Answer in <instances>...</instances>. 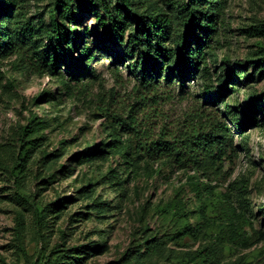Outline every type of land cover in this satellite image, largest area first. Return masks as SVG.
I'll use <instances>...</instances> for the list:
<instances>
[{"label": "rangeland", "instance_id": "rangeland-1", "mask_svg": "<svg viewBox=\"0 0 264 264\" xmlns=\"http://www.w3.org/2000/svg\"><path fill=\"white\" fill-rule=\"evenodd\" d=\"M0 1L4 26L24 39L0 57V264H264V0H216L215 32L185 84L166 69L189 0H136L138 11L121 0ZM157 8L173 20L158 44L175 56L160 52L140 72L137 23ZM53 17L79 43L90 33L79 77L50 64ZM224 77L231 88L220 91ZM212 124L224 127L219 170L202 148L196 160L155 143Z\"/></svg>", "mask_w": 264, "mask_h": 264}, {"label": "trees", "instance_id": "trees-1", "mask_svg": "<svg viewBox=\"0 0 264 264\" xmlns=\"http://www.w3.org/2000/svg\"><path fill=\"white\" fill-rule=\"evenodd\" d=\"M124 4L129 6V8L134 9L136 4V0H121ZM106 4V2H104ZM69 4V2H68ZM216 0H189V14L186 19V24L188 25L187 29L182 33L179 38V49L180 54L179 57H175V61L171 66H167L166 72L167 76L171 77L175 74L176 78H178L181 84H185L186 78L189 76H195L199 71L200 60L203 57V50L206 46H208L211 35L215 32V19L217 11L219 10V5ZM138 11L139 9H134ZM65 11V10H64ZM9 14V10L5 4H2L0 1V57L7 55L9 52L16 48H21L24 44L23 37L18 34L17 36H13L10 29L4 26L3 16ZM58 18L53 17V27L55 29V35L53 36L55 41V47L58 49L59 54L55 59H50V64H52V68L56 67V63L58 60L62 59L67 64L68 72L72 75L79 77L82 72L86 70L85 60L88 55L92 52V45L88 40L90 35H83L80 43L75 41L76 32L73 31L72 35L68 33V29L66 25H63ZM173 28V20L168 15L167 11L164 9H154L149 12L142 13L139 17L137 23L138 35L136 39L142 44L143 51L142 54L139 55L137 59V66L141 70L144 68L145 64L157 63L156 55L161 53H170L171 56H175L174 51L162 50L160 43L163 39H165L172 32ZM151 38L156 41L155 45H151ZM74 40V41H72ZM192 42H194L197 47L194 49L192 47ZM75 50L78 51L79 57L75 55ZM177 58V59H176ZM73 60L79 61V67L75 65ZM165 66H157L154 65L153 69L149 71L150 76H159ZM142 75H146L144 71H142ZM147 78V77H146ZM231 77H224L222 79V83L220 84V91L227 90L231 88L229 86ZM213 92H207L205 96L209 99L213 98ZM257 97L252 98V100L248 103V109L251 112H256L259 110V105L257 101ZM255 121V119H251ZM210 129L208 132H202L196 128L192 130L190 135L185 139L181 138L180 140L176 139V143H174L173 147L168 145L167 141L155 142L159 146V150L170 149L176 152L178 157H182L184 154L189 152V155L192 156L193 159L198 160L199 151L202 148L204 150V159L207 164L213 166L216 164L217 170L221 168L220 160L222 159V155L224 153L223 148L221 146L222 135H219V132L223 131L222 125H209ZM35 126L32 127L27 125L24 127V136L29 137L35 131ZM116 140V139H115ZM30 140H25V145L22 147L23 157L27 153V145L30 144ZM91 149V147L89 148ZM89 149H87L89 151ZM195 169H200L198 165L195 166ZM224 207L222 213L225 215L232 216L234 215V208L232 206L224 203ZM35 213L38 214V208H35ZM245 236L244 232L240 233V236Z\"/></svg>", "mask_w": 264, "mask_h": 264}]
</instances>
